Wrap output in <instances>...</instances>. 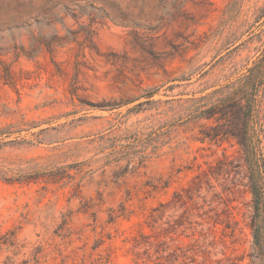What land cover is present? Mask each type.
Returning a JSON list of instances; mask_svg holds the SVG:
<instances>
[{
    "label": "rangeland",
    "instance_id": "1",
    "mask_svg": "<svg viewBox=\"0 0 264 264\" xmlns=\"http://www.w3.org/2000/svg\"><path fill=\"white\" fill-rule=\"evenodd\" d=\"M156 14L68 18L35 58L0 32V264H264L241 145L264 155V0Z\"/></svg>",
    "mask_w": 264,
    "mask_h": 264
},
{
    "label": "trees",
    "instance_id": "2",
    "mask_svg": "<svg viewBox=\"0 0 264 264\" xmlns=\"http://www.w3.org/2000/svg\"><path fill=\"white\" fill-rule=\"evenodd\" d=\"M125 1L128 3L125 4ZM192 0H0V32L6 31L13 47H8V53L16 58L21 56L35 58L43 53L53 55L61 47L69 35L76 33L67 29V36L60 34L59 26L66 27V19L76 21L88 17L92 22L96 19L109 18L112 21L132 27H144L154 30L158 26L152 25L148 17L158 13L154 22H161L163 15L172 19L184 12L186 3ZM135 10L138 14H135ZM162 14V17L159 15ZM85 32L86 42L92 43L90 27L81 26ZM6 40V39H5ZM253 102L247 100L242 113L247 120L252 117ZM214 109L202 111L201 115H208L207 119L215 116ZM199 116V115H198ZM205 138L213 137L205 131ZM219 136L218 134L214 137ZM241 145L244 152L249 187L254 207V236L257 251L264 249V155L259 150L252 130L246 124ZM206 175H198L191 183L186 194H192L206 182ZM178 202L184 200L183 194L175 196ZM164 206V205H161ZM5 264H11L7 262Z\"/></svg>",
    "mask_w": 264,
    "mask_h": 264
}]
</instances>
